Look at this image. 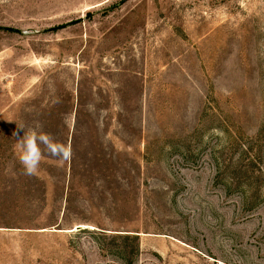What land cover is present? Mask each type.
Wrapping results in <instances>:
<instances>
[{
  "label": "rangeland",
  "instance_id": "obj_1",
  "mask_svg": "<svg viewBox=\"0 0 264 264\" xmlns=\"http://www.w3.org/2000/svg\"><path fill=\"white\" fill-rule=\"evenodd\" d=\"M0 264H264V0H0Z\"/></svg>",
  "mask_w": 264,
  "mask_h": 264
},
{
  "label": "clouds",
  "instance_id": "obj_2",
  "mask_svg": "<svg viewBox=\"0 0 264 264\" xmlns=\"http://www.w3.org/2000/svg\"><path fill=\"white\" fill-rule=\"evenodd\" d=\"M41 125L37 123L34 127L26 129L23 125L13 132L16 137L17 160L23 168L25 175H36L42 158L47 155L58 163L70 159V148L54 140L49 134L40 131ZM23 135H20V131Z\"/></svg>",
  "mask_w": 264,
  "mask_h": 264
}]
</instances>
